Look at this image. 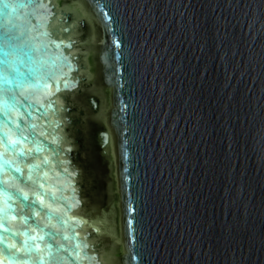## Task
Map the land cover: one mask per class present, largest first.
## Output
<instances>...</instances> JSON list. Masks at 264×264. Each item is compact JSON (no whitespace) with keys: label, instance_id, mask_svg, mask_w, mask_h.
Returning <instances> with one entry per match:
<instances>
[{"label":"water","instance_id":"water-1","mask_svg":"<svg viewBox=\"0 0 264 264\" xmlns=\"http://www.w3.org/2000/svg\"><path fill=\"white\" fill-rule=\"evenodd\" d=\"M0 264H264V0H0Z\"/></svg>","mask_w":264,"mask_h":264}]
</instances>
